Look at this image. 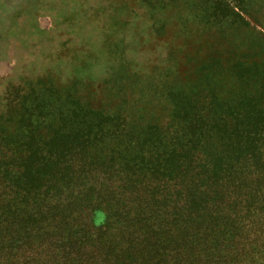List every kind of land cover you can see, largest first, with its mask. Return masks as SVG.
Masks as SVG:
<instances>
[{
	"label": "trees",
	"instance_id": "1",
	"mask_svg": "<svg viewBox=\"0 0 264 264\" xmlns=\"http://www.w3.org/2000/svg\"><path fill=\"white\" fill-rule=\"evenodd\" d=\"M250 73L257 91L210 128L207 113L192 123L184 112L139 129L82 99L67 113L41 89L11 87L0 239L45 228L50 264H264V69ZM100 208L106 225L95 227Z\"/></svg>",
	"mask_w": 264,
	"mask_h": 264
},
{
	"label": "rangeland",
	"instance_id": "2",
	"mask_svg": "<svg viewBox=\"0 0 264 264\" xmlns=\"http://www.w3.org/2000/svg\"><path fill=\"white\" fill-rule=\"evenodd\" d=\"M257 68L264 0H0V107L11 87H33L67 113L82 99L139 129L184 112L192 123L207 113L210 128L257 91L241 76ZM106 215L91 211L92 225ZM44 229L4 233L0 264L53 263Z\"/></svg>",
	"mask_w": 264,
	"mask_h": 264
}]
</instances>
